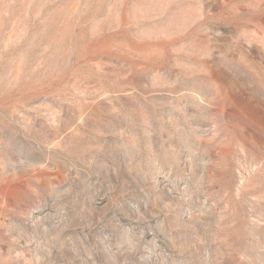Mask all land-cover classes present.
<instances>
[{"label":"rangeland","instance_id":"1","mask_svg":"<svg viewBox=\"0 0 264 264\" xmlns=\"http://www.w3.org/2000/svg\"><path fill=\"white\" fill-rule=\"evenodd\" d=\"M0 264H264V0H0Z\"/></svg>","mask_w":264,"mask_h":264}]
</instances>
